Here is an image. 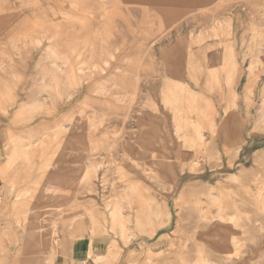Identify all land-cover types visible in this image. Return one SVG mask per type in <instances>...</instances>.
Here are the masks:
<instances>
[{
	"label": "rangeland",
	"instance_id": "obj_1",
	"mask_svg": "<svg viewBox=\"0 0 264 264\" xmlns=\"http://www.w3.org/2000/svg\"><path fill=\"white\" fill-rule=\"evenodd\" d=\"M263 104L264 0H0V264H264Z\"/></svg>",
	"mask_w": 264,
	"mask_h": 264
},
{
	"label": "bare ground",
	"instance_id": "obj_2",
	"mask_svg": "<svg viewBox=\"0 0 264 264\" xmlns=\"http://www.w3.org/2000/svg\"><path fill=\"white\" fill-rule=\"evenodd\" d=\"M196 4L197 5H201V0H195ZM158 3V2H157ZM160 4V3H159ZM251 46L254 45L255 41L252 40L251 42ZM252 69V62L250 63V71ZM68 90V89H67ZM250 91V89H249ZM168 107V106H167ZM262 117H264V104L262 106ZM186 123V122H185ZM184 123V124H185ZM187 123H189L191 125V128L194 129V133H195V136L192 140L194 141H201L202 140V134L200 133V129L202 128V123L199 121V120H193V119H189L187 121ZM185 126V125H184ZM182 127V126H181ZM183 128V127H182ZM191 129V130H193ZM177 130L180 132L181 129L177 128ZM188 133V132H186ZM192 133V132H191ZM183 134V133H182ZM190 134V133H189ZM189 136V135H188ZM193 136V135H192ZM215 136V135H214ZM182 137L184 138V140H187L185 138V135H182ZM190 138V137H189ZM192 138V137H191ZM191 140V139H190ZM191 140V141H192ZM192 143V142H190ZM198 143V142H197ZM189 144V143H188ZM200 146V142L198 144ZM201 148V147H200ZM203 150V149H202ZM55 165V164H54ZM66 171H67V179L68 180H84L87 178V175L88 173H90L89 171V168L88 167H85L84 165L82 164H79V165H74V166H67L66 168ZM258 173L254 174L253 177L250 179L251 182L253 183H262L261 185H259L260 187L258 188V194L256 195L257 197V203H260L262 205V209L264 210V195L262 194V191L264 192V179L261 180L258 178ZM257 176V177H256ZM260 177V175H259ZM230 179L232 177H229ZM239 176H234V179H238ZM233 180V179H232ZM234 181V180H233ZM236 181H240V180H236ZM172 183V182H171ZM243 183V182H242ZM249 183V182H248ZM252 183V184H253ZM225 186V185H223ZM222 185H217V186H210L209 187V190H213V189H218L219 191V195H213L211 192H210V197L212 199V202L213 204L217 207V216L216 218L214 217V220L215 221H228V222H234V216H228L225 212V210L227 208H229L230 206H236V204L233 202V198H232V195H231V191L230 190H226L227 188L223 187ZM242 187L246 188V190H248V186L245 185V184H241ZM250 187V186H249ZM122 188V187H121ZM229 189V188H228ZM250 190V189H249ZM55 197L53 195H49V199H54ZM61 206V204L57 203V202H50L49 204H47L46 206L42 207L43 211H36V213H39L38 214V220L40 222V226L41 227H46L47 225H50V228H51V231H50V237L52 238V240H56L57 241V234H58V221H57V218H56V214H55V208L56 207H59ZM202 217V215H201ZM31 219V221H33L32 219L33 218V215H32V211L30 210L29 213L27 214V216L25 217V219ZM126 219V217H125ZM35 220V219H34ZM34 223V222H33ZM130 223V222H129ZM30 226V225H29ZM30 228V227H29ZM42 229V228H40ZM39 229V230H40ZM30 231V230H29ZM130 232V228L126 227V226H123L121 227V234H125L126 232ZM131 234V233H129ZM115 235V234H114ZM225 237L227 238V240L229 241H232V242H236V235L235 233L233 232H230V231H227L225 233ZM129 238V237H128ZM38 246V245H37ZM36 246V247H37ZM40 246V245H39ZM42 247V246H41ZM40 247V248H41ZM31 249V248H30ZM29 249V250H30ZM32 250V249H31ZM224 252L228 255L232 254L233 250L232 248H230L229 246L225 249H223ZM36 254V253H35ZM47 254H53L52 252H49L47 251ZM54 258V257H53ZM47 259V257H46ZM48 261H50V257L47 259ZM53 260V259H52ZM51 262V261H50ZM205 263V262H204ZM206 264V263H205Z\"/></svg>",
	"mask_w": 264,
	"mask_h": 264
}]
</instances>
